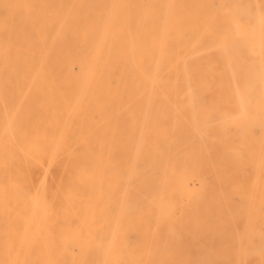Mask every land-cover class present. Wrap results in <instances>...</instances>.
I'll return each instance as SVG.
<instances>
[{
    "label": "bare ground",
    "instance_id": "bare-ground-1",
    "mask_svg": "<svg viewBox=\"0 0 264 264\" xmlns=\"http://www.w3.org/2000/svg\"><path fill=\"white\" fill-rule=\"evenodd\" d=\"M241 256L264 264V0H0V264Z\"/></svg>",
    "mask_w": 264,
    "mask_h": 264
},
{
    "label": "rangeland",
    "instance_id": "rangeland-1",
    "mask_svg": "<svg viewBox=\"0 0 264 264\" xmlns=\"http://www.w3.org/2000/svg\"><path fill=\"white\" fill-rule=\"evenodd\" d=\"M73 71L74 73L78 72L77 66L73 67ZM259 131L260 130L256 127H253L251 129L250 138H251L252 143H254V145H252V148L254 149V151L257 150L255 142H257L259 138V135H260ZM241 174L245 180H248L249 177L247 174V170L242 168ZM58 175H59V172H58L57 167H55L54 165L49 166L45 159H42L40 162L29 163L27 167L28 185L32 190L38 188L41 184L52 185L54 181L56 180V178L58 177ZM193 189L197 192L200 191L198 187V183L196 181L193 182ZM216 261L218 260L216 259ZM257 261H258V258L256 257L241 256L238 258H230L229 264H256Z\"/></svg>",
    "mask_w": 264,
    "mask_h": 264
}]
</instances>
